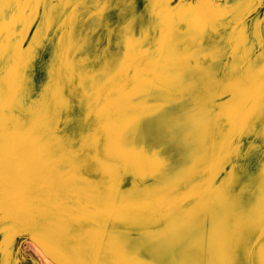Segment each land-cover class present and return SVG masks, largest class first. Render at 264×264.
Instances as JSON below:
<instances>
[{
    "label": "rangeland",
    "instance_id": "1",
    "mask_svg": "<svg viewBox=\"0 0 264 264\" xmlns=\"http://www.w3.org/2000/svg\"><path fill=\"white\" fill-rule=\"evenodd\" d=\"M98 7L0 0V260L264 264V2Z\"/></svg>",
    "mask_w": 264,
    "mask_h": 264
},
{
    "label": "snow or ice",
    "instance_id": "2",
    "mask_svg": "<svg viewBox=\"0 0 264 264\" xmlns=\"http://www.w3.org/2000/svg\"><path fill=\"white\" fill-rule=\"evenodd\" d=\"M97 2H98V4L102 3L103 7L102 8L98 7L97 12L94 13V15L101 16L105 12L111 11L113 4H116L118 6L120 0H97ZM128 2L134 3L135 0H128ZM262 2H264V0H262ZM128 24H129V22L125 21V25L128 26ZM57 106H58V108H61L63 110H67L69 112L68 119L63 121V123L65 125V130H64L65 135H64V137H62V139L72 140L73 136L77 134L75 129L72 132H67V128L74 123V120L71 117V107L72 106L66 99H64L63 97H59V96L57 97ZM252 115H254V113ZM251 118H252V116L250 115L248 120H251ZM2 126H3V120H2V117H0V128H2ZM247 128H248V121H245V124L241 128V134L242 135L245 134V130ZM247 134L248 135L255 134L258 138H264V128L260 129L259 131H256L253 128L251 131H248ZM81 138H83L82 134H81ZM0 139H2V138H0ZM260 147H261V145H258L255 141H253L249 144L248 152L251 153L253 151H257V150H259ZM239 148H240V145L239 144L236 145L237 151ZM0 153H2V144H0ZM0 180H2V173H0ZM32 238L36 239L37 242L40 243L41 246L45 248V251L49 252V255H52V252L49 250L46 243L41 240L39 235H33ZM0 264H3L2 260H0ZM33 264H35V261H33Z\"/></svg>",
    "mask_w": 264,
    "mask_h": 264
}]
</instances>
